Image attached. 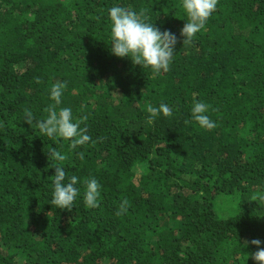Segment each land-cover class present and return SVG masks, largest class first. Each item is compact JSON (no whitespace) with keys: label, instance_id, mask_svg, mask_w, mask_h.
<instances>
[{"label":"trees","instance_id":"trees-1","mask_svg":"<svg viewBox=\"0 0 264 264\" xmlns=\"http://www.w3.org/2000/svg\"><path fill=\"white\" fill-rule=\"evenodd\" d=\"M114 6L177 36L166 72L111 54ZM186 19L182 0H0V264H257L264 0H217L183 44ZM197 102L215 128L192 119ZM160 104L172 115L151 118ZM62 108L90 141L73 148L40 132ZM55 166L78 178L69 210L49 205ZM93 178L100 195L89 208Z\"/></svg>","mask_w":264,"mask_h":264},{"label":"clouds","instance_id":"clouds-1","mask_svg":"<svg viewBox=\"0 0 264 264\" xmlns=\"http://www.w3.org/2000/svg\"><path fill=\"white\" fill-rule=\"evenodd\" d=\"M216 7L217 0H182V8L187 17L180 32L183 44L191 43L196 34L204 29ZM109 19L111 54L119 58H129L134 64L140 65L144 70H149L156 76L169 69L176 53L177 36L174 33L161 32L154 24L145 22L135 11L119 6L109 9ZM65 88L66 85L61 82H57L51 88L50 99L57 105L61 103ZM147 111L151 114V118H156L161 113L165 117L172 115V109L167 104H160L159 107L149 106ZM207 111L208 106L205 103L197 102L191 109V115L201 128L211 130L216 127V124L207 115ZM25 118L26 122L31 125L32 113L30 111L27 112ZM38 127L40 132L49 138L70 141L73 148L84 145L91 139L85 129L81 128L79 123L74 122L70 108H62L59 112L50 109L47 118L38 122ZM50 155L55 161L65 159L62 153L55 150ZM77 183L76 176L68 178L64 168L55 166L52 199L49 205H55L61 210L71 209L79 195ZM100 187L94 178L86 182L83 198L87 207H97ZM257 199L264 201V194L259 195ZM126 204V201L121 203V213L127 212ZM250 243L257 248V251L251 254V258L257 264H264V247H261L264 241L254 239Z\"/></svg>","mask_w":264,"mask_h":264}]
</instances>
